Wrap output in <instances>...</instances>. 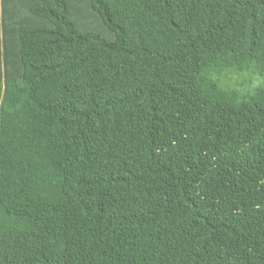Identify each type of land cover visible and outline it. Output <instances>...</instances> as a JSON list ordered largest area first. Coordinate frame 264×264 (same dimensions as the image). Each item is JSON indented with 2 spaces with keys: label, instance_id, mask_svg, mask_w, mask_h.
<instances>
[{
  "label": "trees",
  "instance_id": "trees-1",
  "mask_svg": "<svg viewBox=\"0 0 264 264\" xmlns=\"http://www.w3.org/2000/svg\"><path fill=\"white\" fill-rule=\"evenodd\" d=\"M0 264H264V0H0Z\"/></svg>",
  "mask_w": 264,
  "mask_h": 264
},
{
  "label": "rangeland",
  "instance_id": "rangeland-1",
  "mask_svg": "<svg viewBox=\"0 0 264 264\" xmlns=\"http://www.w3.org/2000/svg\"><path fill=\"white\" fill-rule=\"evenodd\" d=\"M243 78L249 80V82L245 84V86L248 88L253 87L262 81V77L258 75L247 74V73H244V75L243 74L242 75H236V74L228 75V81H230L229 84L231 85H234V84L240 85L243 82Z\"/></svg>",
  "mask_w": 264,
  "mask_h": 264
}]
</instances>
